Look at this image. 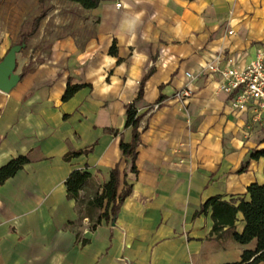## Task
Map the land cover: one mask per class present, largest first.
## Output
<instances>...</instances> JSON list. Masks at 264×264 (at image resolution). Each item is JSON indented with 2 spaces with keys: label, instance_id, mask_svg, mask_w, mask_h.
<instances>
[{
  "label": "crops",
  "instance_id": "0c3cea01",
  "mask_svg": "<svg viewBox=\"0 0 264 264\" xmlns=\"http://www.w3.org/2000/svg\"><path fill=\"white\" fill-rule=\"evenodd\" d=\"M55 1L68 11L47 15H55L49 38L40 25L17 55L23 78L0 91V168L29 160L0 187V264L240 262L257 247L233 238L243 215L216 233L212 210H201L264 184V158L251 159L264 149V112L233 110L221 76L204 67L222 54L241 69L264 53V0H103L91 10ZM13 46L6 33L0 60ZM69 84L81 88L64 101ZM188 84L192 97L179 100ZM132 104L142 116L136 172L120 150L121 135L132 139ZM78 152L87 153L66 160ZM116 167L118 192L125 171L132 192L106 219L89 202ZM77 170L92 178L76 200L66 181Z\"/></svg>",
  "mask_w": 264,
  "mask_h": 264
},
{
  "label": "trees",
  "instance_id": "16d2710c",
  "mask_svg": "<svg viewBox=\"0 0 264 264\" xmlns=\"http://www.w3.org/2000/svg\"><path fill=\"white\" fill-rule=\"evenodd\" d=\"M2 0H0L1 3ZM45 0H40L41 3H44ZM71 3L79 4L82 8L86 10H91L99 7L103 0H63ZM44 18V13H42L38 18L33 22L32 29L28 33H24L21 36L20 44H28L29 40L32 38L34 32H36L40 23ZM113 53H116V50L113 49ZM21 79L24 75H20ZM144 83L145 80L141 83V90L138 96L140 100L144 94ZM80 86H71L68 85L67 91L64 95V101L71 99L77 91L80 89ZM141 120L142 116L138 114L134 105H130L127 108V122L126 129L132 130V139L130 143H125L123 136L121 135L120 140V150L124 159L129 166L131 172H136V159L138 156V148L141 144ZM116 134L118 132H115ZM82 153L87 152H78L69 154L66 157V160H70L73 157H77ZM264 158V149L257 150L252 156L251 159L259 160ZM29 162L26 157H19L11 161L6 166L0 168V187L10 178L14 177L23 167ZM249 162L245 163L242 168L239 170V173L246 171ZM128 170V169H127ZM127 174L125 171V187L121 193L118 192L120 186V170L119 167H116L111 172V177L109 182L105 183L102 187V192L96 193L93 199L89 202V205L93 209H105V212L102 217L108 219L110 216L115 217L120 210L122 204L127 197L132 192V186L127 182ZM91 174L84 171H74L66 181L68 198L70 199H79L81 192L86 188L91 180ZM246 197H238L234 199L232 203H227L222 201L220 196L213 197L209 199L206 204L203 206L201 212H205L208 209L212 210V218L215 222L214 231L220 233L224 228L229 227L230 229H235V224L237 221V214L241 213L245 221V229L242 233L234 232V240L241 245H248L253 241H257V247L254 251L248 250L245 251L242 255L241 261L232 264H264V184H252L247 188Z\"/></svg>",
  "mask_w": 264,
  "mask_h": 264
},
{
  "label": "built area",
  "instance_id": "2783aa9c",
  "mask_svg": "<svg viewBox=\"0 0 264 264\" xmlns=\"http://www.w3.org/2000/svg\"><path fill=\"white\" fill-rule=\"evenodd\" d=\"M121 6V3L117 4L118 8ZM233 33L228 32L230 35ZM224 61L226 65L223 66ZM204 72L210 76H221L219 92L229 98L233 110L244 112L251 108L257 118L261 117L264 112V53H260L256 60L241 69L236 67L234 58H224L222 54H218L204 67ZM187 77L193 79L191 73H187ZM191 86L188 84L176 97L179 100L191 98Z\"/></svg>",
  "mask_w": 264,
  "mask_h": 264
},
{
  "label": "rangeland",
  "instance_id": "374dc122",
  "mask_svg": "<svg viewBox=\"0 0 264 264\" xmlns=\"http://www.w3.org/2000/svg\"><path fill=\"white\" fill-rule=\"evenodd\" d=\"M55 9L61 10L57 15L63 19V13L68 11L69 6L62 1L55 0H45L44 3H41L40 0H2L0 3V43L3 42L6 33H10L13 45L20 44L21 36L31 31L34 20L42 13H44V18L40 25L45 24L42 34L45 38H49V28L54 25L55 15H52L48 21L46 17L50 13L52 14ZM39 34V30L34 32L29 42ZM47 44L48 41L44 43V46Z\"/></svg>",
  "mask_w": 264,
  "mask_h": 264
},
{
  "label": "water",
  "instance_id": "95a60500",
  "mask_svg": "<svg viewBox=\"0 0 264 264\" xmlns=\"http://www.w3.org/2000/svg\"><path fill=\"white\" fill-rule=\"evenodd\" d=\"M25 47L26 44L13 46L6 56L0 60V91L8 93L21 81V76L16 73L17 55Z\"/></svg>",
  "mask_w": 264,
  "mask_h": 264
}]
</instances>
